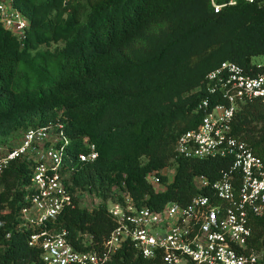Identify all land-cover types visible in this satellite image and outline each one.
I'll use <instances>...</instances> for the list:
<instances>
[{
  "label": "trees",
  "instance_id": "1",
  "mask_svg": "<svg viewBox=\"0 0 264 264\" xmlns=\"http://www.w3.org/2000/svg\"><path fill=\"white\" fill-rule=\"evenodd\" d=\"M16 5L30 27L22 42L0 23V147L13 148L28 129L57 122L78 154L86 152L84 139L96 145L99 158L77 161L71 176L75 207L55 224L68 231L74 247L89 249L84 235L102 247L115 227L108 201H121L124 194L155 211L213 194L195 179L216 182L232 163L176 159V143L202 119L197 108L207 95L210 72L233 62L255 76L264 74V65L254 62L264 57V0L219 13L210 0H16ZM232 129L264 162V103L243 104ZM32 173L23 161L0 172V221L12 232L0 248V264L40 260L41 251L28 246L30 232L16 230ZM153 174L161 185L149 181ZM87 199L103 202L89 212L82 208ZM251 227L249 251L262 255L264 215L252 219ZM130 250L122 263L158 261Z\"/></svg>",
  "mask_w": 264,
  "mask_h": 264
},
{
  "label": "built area",
  "instance_id": "2",
  "mask_svg": "<svg viewBox=\"0 0 264 264\" xmlns=\"http://www.w3.org/2000/svg\"><path fill=\"white\" fill-rule=\"evenodd\" d=\"M210 1L219 13L257 0ZM0 23L19 41L27 39L30 21L16 0H0ZM206 91L197 108L202 119L197 128L179 137L175 158L230 161L216 182L205 176L195 179L198 187H210L213 194L196 196L186 206L170 203L161 211L138 207L129 194L121 201H108L115 227L100 249L84 235L89 249L80 251L68 239V231L55 227L63 211L75 207L70 186L76 163L96 161V145L84 139L86 152L78 154L64 124L57 122L28 129L13 148L1 146L0 172L15 161L33 167L26 204L16 224V230L30 232L28 246L41 251L40 260L33 264H130L122 263L130 249L146 260L157 258L158 264H264L263 255L249 251L251 221L264 215V162L232 129L243 104L255 99L264 103V74L255 76L236 63L224 62L207 75ZM148 179L161 185L155 174ZM102 202L87 199L82 208L92 212ZM5 226L0 221V248L12 237Z\"/></svg>",
  "mask_w": 264,
  "mask_h": 264
},
{
  "label": "rangeland",
  "instance_id": "3",
  "mask_svg": "<svg viewBox=\"0 0 264 264\" xmlns=\"http://www.w3.org/2000/svg\"><path fill=\"white\" fill-rule=\"evenodd\" d=\"M254 62L257 63V64H260V63L264 64V58L263 57L255 58ZM21 138L22 137L17 139L18 140L17 143L20 141ZM262 255H264V254H262Z\"/></svg>",
  "mask_w": 264,
  "mask_h": 264
}]
</instances>
